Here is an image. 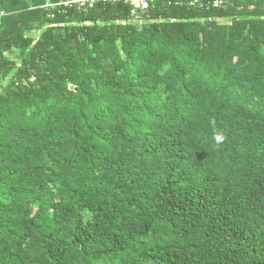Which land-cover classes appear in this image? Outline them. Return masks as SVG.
Masks as SVG:
<instances>
[{"label":"trees","instance_id":"trees-1","mask_svg":"<svg viewBox=\"0 0 264 264\" xmlns=\"http://www.w3.org/2000/svg\"><path fill=\"white\" fill-rule=\"evenodd\" d=\"M46 2L0 0V264H264V0Z\"/></svg>","mask_w":264,"mask_h":264},{"label":"built area","instance_id":"built-area-1","mask_svg":"<svg viewBox=\"0 0 264 264\" xmlns=\"http://www.w3.org/2000/svg\"><path fill=\"white\" fill-rule=\"evenodd\" d=\"M155 0H47L46 4L43 5L46 9H54L55 11L53 13L49 14V17H54L56 13L59 14H65L69 10H77L79 12L87 11L91 8H93L98 3H118V2H124L126 4H129L132 8V13L139 9L148 8L150 4ZM174 2H183L185 0H170ZM189 1V4L194 5H206L210 6L213 5L214 7H220L223 3V0H187ZM5 12L0 8V22L2 21V18L4 16Z\"/></svg>","mask_w":264,"mask_h":264},{"label":"clouds","instance_id":"clouds-1","mask_svg":"<svg viewBox=\"0 0 264 264\" xmlns=\"http://www.w3.org/2000/svg\"><path fill=\"white\" fill-rule=\"evenodd\" d=\"M213 124V139L217 147L225 143L228 139L225 132L221 131L219 128L215 127V120L211 122Z\"/></svg>","mask_w":264,"mask_h":264},{"label":"rangeland","instance_id":"rangeland-1","mask_svg":"<svg viewBox=\"0 0 264 264\" xmlns=\"http://www.w3.org/2000/svg\"><path fill=\"white\" fill-rule=\"evenodd\" d=\"M37 34H38V32H35V31H34L33 35L36 36Z\"/></svg>","mask_w":264,"mask_h":264}]
</instances>
